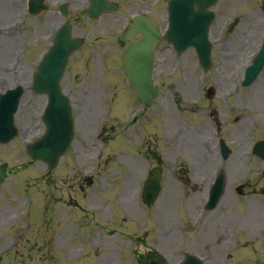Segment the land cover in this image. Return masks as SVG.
<instances>
[{
	"label": "rangeland",
	"instance_id": "rangeland-1",
	"mask_svg": "<svg viewBox=\"0 0 264 264\" xmlns=\"http://www.w3.org/2000/svg\"><path fill=\"white\" fill-rule=\"evenodd\" d=\"M120 24L121 21L115 22L116 26ZM103 25V23L91 22L89 19H86L82 24L76 23L74 25L75 33L78 35H83L87 38V45L84 51L85 53L92 52V55H94V53L96 52L95 49L97 47H100V54H98L96 60H103L107 57L110 52L112 54L114 52V50H108L109 47H114L112 31H114L115 25L113 20H107L106 32L104 33V36L101 39H97L95 37V35L101 34L98 32V28L102 27ZM51 30L52 29H48V26L44 25L40 31L41 33L38 31L39 34H37V38L39 42L37 46V52L41 53L42 50L48 45V43L46 42V36ZM32 41H35V37L32 39ZM103 47L106 48L104 49ZM193 55L194 52L190 50V52L188 51L186 54L180 56V58L177 59L171 51L169 53H159L160 79H158V82H197V79L193 80L190 77V70L192 76L193 74H195V76L200 80V82H202L204 74L198 67L197 62H195ZM111 57L112 56H110L109 58ZM174 64H176V67H174ZM160 65H162V70L160 69ZM72 67L73 66H71L70 71H72ZM76 71L77 68L75 66L73 72L75 73L74 77H79L80 79H83V74L76 73ZM31 72L32 70L29 71V69H27V66L24 65L22 68L18 69L16 73L19 79L27 85V93L22 102V106L20 107V111L18 112L16 117V122L21 127L22 133L20 134L18 140H13L8 145L0 146V162L7 161L10 165L13 166V168L16 169L0 189V231L3 236L0 246V254L53 255L58 261H60L61 258L62 260H64V258H67L68 255L66 254V252H64V243L62 239L65 236H69L71 241L69 242L68 246L69 250L71 249V253H69V250L67 251V253L69 254L71 260H73L75 257L78 258V261L74 264H96V260L98 258H100L102 262L107 259L106 262H103V264H121L122 260H124L123 250L127 249L126 245L118 244V246H115L119 251H121V253L118 254L116 252V248L113 247L111 244L95 247L94 245H92L91 242L86 243L85 240H79V242L82 243L81 249L83 253L82 255H79V252L76 253L77 248H75V237L72 236V234H74V231H76L75 227L77 225L72 223L74 219L72 208L70 207V210L63 208L64 206H66V203L64 201L68 202L69 200L71 202L74 198L73 196L79 198L78 195L76 196V191H74L73 186L75 187V183H78V181L81 180V177L84 172V167H87L89 170L93 169V165H91V162L85 159L88 157L98 159V156L104 150V148H101L104 146L103 140L108 141L113 139L116 131L118 132L116 139L111 144L113 154L116 156L133 154L134 149H136L135 156L127 155L125 156L126 158H123V160H125V163L128 164V168L121 166V164H117V168L121 169V171L124 172L122 182H117L120 187L116 184L113 186L114 178L111 177L109 178L110 183L108 184L109 187H112L111 191L107 188H102L98 181V185L100 186H98L96 190H92V192H95L97 195L91 194L92 197H95L91 200L94 204L96 202H99L101 206H105L109 211L115 212L117 219L116 221L120 224L123 219V208L122 205H120L118 199H116V194H114L115 189L113 188H118V190H120L121 187L123 188L125 182V193H132L133 197H135V193L137 192V182L134 181L130 176H134L137 173L138 166H140L141 164L140 161L137 159L140 156L137 157L136 155L138 153L139 155H144V142L146 139V137L144 138V128H148L147 122L145 119L144 121L141 120V115H139L140 117H138V119L141 120L138 123L139 127H136L134 130L133 128L130 130L128 127H126L125 118L127 117V114L131 109V104L133 103L131 93L128 87L126 86L125 82L116 83L117 88H113L114 83H109L108 92H111L113 95H109L108 98L106 96L104 97V102L106 101L109 103L104 105V111L107 113L108 108H112L113 114L116 117L115 131L114 129L110 130V128L107 130L104 129L102 133L103 136H101L100 139H93L94 144L98 143L97 147H93L90 142L85 140V138L80 137L79 140L76 142V146L74 148L73 153L70 151L69 154L64 156V159H66L67 161H69L70 159L72 160V162L66 165V163L62 160L60 165L56 169L49 170V168L42 162H31L30 159L27 158L25 152V141L31 140L32 137H35L43 132V126L40 121V114L43 106L45 105V98L43 96L34 95L31 92L30 87L28 86V84H30L29 82L31 79ZM67 82H72V80H70L69 77H66L65 83ZM73 97L76 98L74 95ZM165 97H172V95L170 94L169 96L166 94ZM257 97H260L261 100L256 99ZM257 97L255 96L256 102L259 104H264V91L263 93H259ZM99 99L100 96H98L95 101L96 104L95 108H93L92 110L90 124L93 125L95 119L96 121H102L101 124L105 122L107 123V126H109V122L112 123L113 121L111 118L105 119V117L103 116V111H101L102 100L100 99L99 103ZM257 103L255 107V112L259 113V107ZM169 115V119L168 121H166V133L163 135V138L165 140V149L163 151L164 155L161 153V155L165 158L164 164L167 168H169V164L177 156L176 152L169 151L170 149H172V143L167 137V132L176 124L175 109L173 104H170ZM256 120L257 125H262L264 122V119H262L261 117H257ZM247 121L248 120L245 119V122ZM243 137L244 145L247 146V129L245 132H243ZM95 162V160L92 161V163ZM106 164H108L106 170L110 167L116 166L115 161H108ZM117 175H120L119 172L117 173ZM94 178L95 179L93 180L96 181L94 183H91V185L93 184V187L97 184V180L99 177L98 175H96ZM67 180L70 189L66 191V195H63V183ZM76 187H78V185ZM88 190H90V188L86 186L83 187V190L80 192V196L82 197L83 195V197L86 199V201H84L81 198L82 205L88 203ZM51 193L54 197H57L58 194H60L61 196L57 197L56 199L58 200L54 201V203L52 204L45 202V200L43 199L49 196ZM164 194L165 198H168L170 195V191L166 189ZM55 202L56 204H61L62 208H57V206L59 205H56ZM48 204L50 207L48 206L44 208ZM40 205L41 209L39 208ZM98 207L99 205L95 206L96 209H98ZM133 208L134 213L136 215L139 212L138 207L135 209L134 206ZM39 209L40 215L39 217L35 218L34 214H37ZM52 216L55 223H61V225L57 224L58 230L57 228H55L53 229V232L47 231L45 223V219L52 218ZM62 221H66V225H62ZM150 222L151 221H149V223ZM11 224H13V230L8 233L7 229L11 227ZM173 224H175L174 219L171 223L165 222V230L167 231L171 226H173ZM4 225H7L6 228ZM136 227L140 229L136 231ZM147 227H149V225L144 224V231ZM133 228L134 229L127 232H124L126 228H123V231H119V234L117 235L120 237L121 232L132 233L133 230L140 233L142 226L134 225ZM81 230L82 229L79 228L77 230V233H79ZM15 234L23 235L20 244H14L16 242V237L14 236ZM165 234L167 235V233ZM152 239L156 241L157 237H154L153 234H151L148 239L149 243H151ZM261 245L262 244L259 243V246ZM244 253H246V255H249V257L252 256V247L247 248ZM229 264L237 263L232 262ZM244 264L249 263L245 262Z\"/></svg>",
	"mask_w": 264,
	"mask_h": 264
},
{
	"label": "flooded vegetation",
	"instance_id": "flooded-vegetation-1",
	"mask_svg": "<svg viewBox=\"0 0 264 264\" xmlns=\"http://www.w3.org/2000/svg\"><path fill=\"white\" fill-rule=\"evenodd\" d=\"M56 13L63 17L59 10H57ZM260 113H264V111H261ZM203 123L204 126H200L198 129H182V131L179 130L173 134V138L175 139L177 146H179V152L183 155L184 163L188 162L192 168L190 170L188 169L185 174H180L178 172L172 179L175 187L174 197L176 200V206L179 210L183 208L193 219H195L197 215H204L205 212L208 213L206 209L205 184L208 179L207 174L209 173L205 166V158H201L200 151L203 150L201 145H206L208 142L205 138L208 126L206 122ZM215 125L221 131L229 130L236 132L237 136L241 135L245 128L242 117H237L225 125L220 122ZM196 181H201V184L199 185L195 183ZM207 213L205 214L206 220L202 222V225L204 226L194 235L193 242L190 243L194 247H199L198 244L201 245L202 243L207 244L211 240L210 220ZM233 221H236L238 227L242 225V220L239 218L234 219ZM179 225L183 228L178 231L181 239L184 241L189 240L192 225L188 226V223L187 225ZM0 259H2V256H0ZM24 261L25 260H19L17 263H22Z\"/></svg>",
	"mask_w": 264,
	"mask_h": 264
},
{
	"label": "water",
	"instance_id": "water-1",
	"mask_svg": "<svg viewBox=\"0 0 264 264\" xmlns=\"http://www.w3.org/2000/svg\"><path fill=\"white\" fill-rule=\"evenodd\" d=\"M76 46L74 41L68 42L66 46L67 52L63 54L64 58L61 61V72L64 69L68 55L72 52L73 47ZM153 46L145 42L144 44V82H139L137 78H134L133 84L140 93V97L145 99L144 96H148L147 101L152 100L155 94V88L152 83V66H153ZM57 51V48L53 49V53ZM44 63L42 64L40 71H42ZM140 79V78H139ZM36 89L39 92H48L49 90V105L46 109L44 116L47 119L48 129L44 136L38 140L32 142L29 145V154L33 158H41L47 161L50 165H54L68 148L72 135L74 122L71 114L70 102L68 98L62 93L60 83L52 82H36ZM52 134V136H50ZM50 143H52V151L50 152ZM56 153V155H54ZM5 175V165L0 166V182ZM158 170L152 172V177L149 180L148 188H146L145 199L146 201H152L158 190Z\"/></svg>",
	"mask_w": 264,
	"mask_h": 264
}]
</instances>
